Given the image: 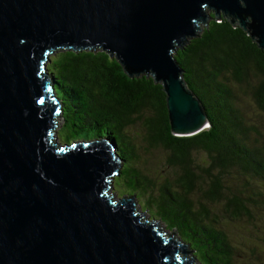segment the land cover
Here are the masks:
<instances>
[{
    "label": "water",
    "instance_id": "95a60500",
    "mask_svg": "<svg viewBox=\"0 0 264 264\" xmlns=\"http://www.w3.org/2000/svg\"><path fill=\"white\" fill-rule=\"evenodd\" d=\"M212 13L264 52V0H0V264H196L108 195L119 156L101 136L52 143L59 114L46 70L56 51L100 50L128 78L151 77L175 137L208 127L174 51Z\"/></svg>",
    "mask_w": 264,
    "mask_h": 264
},
{
    "label": "trees",
    "instance_id": "16d2710c",
    "mask_svg": "<svg viewBox=\"0 0 264 264\" xmlns=\"http://www.w3.org/2000/svg\"><path fill=\"white\" fill-rule=\"evenodd\" d=\"M209 17L173 54L208 122L192 136L170 134L164 94L151 77L128 78L103 51H56L46 70L65 130L60 143L96 135L112 142L121 163L112 181L121 182L127 198L140 197L151 220L175 233L196 264H236L235 249L213 210L221 205L225 218L237 221L260 204L264 134L252 116L253 109L264 115V52L225 17L216 20L211 12ZM143 114V142L163 149L165 164L174 171L158 185L135 168L138 157L125 134ZM197 153L205 155L203 166L194 160Z\"/></svg>",
    "mask_w": 264,
    "mask_h": 264
},
{
    "label": "rangeland",
    "instance_id": "374dc122",
    "mask_svg": "<svg viewBox=\"0 0 264 264\" xmlns=\"http://www.w3.org/2000/svg\"><path fill=\"white\" fill-rule=\"evenodd\" d=\"M207 14L209 13L207 12ZM49 58H52V55L49 56ZM253 112V121H256L260 131L264 134V115L258 114L254 109ZM144 117H146L144 114L141 117H137L135 124L133 126H129L125 130V134L131 139L138 157L135 168L144 177L154 180V182L158 185V183H160L163 179L171 178L174 174V171L166 166V154L163 149L148 148L143 142L142 138L144 130L142 127V119ZM61 127L62 120L59 116H57L55 119L54 129L52 130V143H58L60 145L63 144L60 143V140H62L61 137H63L65 130L61 131ZM193 156L195 162L199 166H203L204 162L206 161L205 155L202 153H197ZM120 168L121 163L119 162L116 171H118ZM120 183L121 182L116 178L113 181L111 179L110 186L108 188V195H111V197H114V199H123L127 195V192L122 186H120ZM259 187L261 192V198L259 199L260 204L257 208L251 209V216L249 218H241L237 221H229L225 218L221 205H216L213 210L214 219L218 220L219 227L222 228L223 232L227 236L231 247L235 249L236 257L234 258V261L236 264H264V182L260 183ZM131 200L138 212L142 214V218L150 221V216L153 214L151 210L146 209L143 200H141V198L138 196H135V198ZM195 207H197L196 203ZM153 223L157 224L158 229L163 231L165 236H169L172 240L176 241V234L168 232L161 222L156 219L153 221ZM178 243L185 246L181 242ZM185 251L191 258L192 253L189 252L187 246H185ZM192 260L194 261V259Z\"/></svg>",
    "mask_w": 264,
    "mask_h": 264
},
{
    "label": "bare ground",
    "instance_id": "6f19581e",
    "mask_svg": "<svg viewBox=\"0 0 264 264\" xmlns=\"http://www.w3.org/2000/svg\"><path fill=\"white\" fill-rule=\"evenodd\" d=\"M59 107H60V105H59Z\"/></svg>",
    "mask_w": 264,
    "mask_h": 264
}]
</instances>
